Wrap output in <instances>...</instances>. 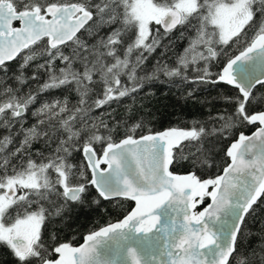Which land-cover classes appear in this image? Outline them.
I'll use <instances>...</instances> for the list:
<instances>
[{"label": "trees", "instance_id": "trees-1", "mask_svg": "<svg viewBox=\"0 0 264 264\" xmlns=\"http://www.w3.org/2000/svg\"><path fill=\"white\" fill-rule=\"evenodd\" d=\"M2 1L10 2L17 12L39 9L42 14L51 6L82 5L92 19L89 0ZM148 1L169 11L181 0ZM235 1L196 0L195 10L176 29L164 32L151 23L140 44L136 42L139 21L133 15L136 0H100L96 15L115 29V44L101 43L97 24L88 22L64 46L50 49L44 39L23 51L7 69L0 67V109L8 106L0 115V186L31 168L44 169L47 176V184L25 191V197L3 214V222L9 224L40 213L37 243L30 246V255L21 257L0 240V264L54 262L47 259L44 247H51L52 233L69 242L60 247H77L94 229L120 224L131 212L133 202L104 201L93 189L82 156L87 147L100 158L107 146L124 139L181 130L187 135L172 152L170 173L193 175L199 182L215 185L229 164L232 143L258 128L246 112H264V85L244 99L221 83L226 64L264 34V0H247L249 20L228 42H218V30L211 24L214 6ZM20 107L24 112L18 115ZM62 180L65 188L82 189L79 201L62 202L64 192L56 190L57 185L65 189ZM205 200L209 203V194L196 200V215L206 207ZM243 221L239 243L248 256L260 251L256 246L264 237V200ZM255 260L260 264L258 257Z\"/></svg>", "mask_w": 264, "mask_h": 264}, {"label": "water", "instance_id": "water-1", "mask_svg": "<svg viewBox=\"0 0 264 264\" xmlns=\"http://www.w3.org/2000/svg\"><path fill=\"white\" fill-rule=\"evenodd\" d=\"M90 19L82 5L51 6L41 14L39 9L17 12L10 2H0V67L44 39L50 49L64 46ZM181 22V13L173 8L159 24L164 32H170ZM225 69L231 73V82L225 83L239 89L244 99L264 85V34ZM7 109L2 107L0 115ZM23 112L20 107L17 114ZM250 121L259 124L258 128L232 143L229 164L214 186L193 175L170 173L172 152L187 135L181 130L124 139L107 146L100 158L90 147L85 148L82 156L96 193L104 201H131L133 208L119 224L122 227L102 228L99 231L108 230L105 236L95 232L91 234L95 241L86 236L77 247L63 245L58 249L60 258L45 264L78 261L86 246L91 249L88 256L93 264H132L133 260L137 264H227L245 213L264 193V112ZM73 189L82 193L79 187L67 188L64 196L69 202ZM207 194L208 205L196 215V200ZM5 195L13 200L14 187ZM11 247L18 255L32 252L29 242L21 239L13 240Z\"/></svg>", "mask_w": 264, "mask_h": 264}, {"label": "rangeland", "instance_id": "rangeland-1", "mask_svg": "<svg viewBox=\"0 0 264 264\" xmlns=\"http://www.w3.org/2000/svg\"><path fill=\"white\" fill-rule=\"evenodd\" d=\"M195 6L196 0H181L174 8L182 14L183 18H186L195 10ZM246 6L247 0H237L231 5L218 4L214 6L211 24L218 30L219 43H226L239 34L243 25L250 18L247 12L244 11ZM169 11L153 6L148 0H136L133 6V15L139 21V41H142L140 44L145 42L151 23L159 24L164 14ZM46 177L44 169L31 168L0 186V189H2L0 191V221H2L0 222V240L11 245L13 240L21 239L28 241L31 247L35 246L39 238L43 220L42 215L40 213L27 214L20 219L5 224L3 214L24 198V196H20L18 190L23 191V194H25V191L38 189L40 186L47 184ZM64 183L65 181L62 180V185L65 188ZM10 186H13L15 190L13 200H9L5 195ZM20 256L23 257V255Z\"/></svg>", "mask_w": 264, "mask_h": 264}, {"label": "snow or ice", "instance_id": "snow-or-ice-1", "mask_svg": "<svg viewBox=\"0 0 264 264\" xmlns=\"http://www.w3.org/2000/svg\"><path fill=\"white\" fill-rule=\"evenodd\" d=\"M100 0H89V4H90V11L92 12V19L91 21H89V24H97V27L99 29V31L96 34V38L98 40L101 41V43L105 42V41H110L113 44L116 43V41H114L112 39L113 37V31H115V29H111L110 25L104 24L102 19L100 17H97L96 15V9H95V5L99 4ZM99 21V23H98ZM18 24L17 21L13 22V25L16 26ZM154 31H160L159 26L157 25L156 28L154 29ZM123 39H120V43H123ZM137 43H141L142 41H136ZM128 47L131 46V42H129V44L127 45ZM62 50V49H61ZM103 50V49H102ZM55 53L53 52V55ZM243 58V57H241ZM11 61L5 62L4 68L7 69L9 64ZM61 71L63 70V68L60 69ZM216 76L219 77L220 73L217 72ZM231 82V73L229 69H225L224 70V80L221 82ZM262 84H264V82H261ZM49 91H58V88H49ZM237 91H239V89H237ZM123 95V94H122ZM245 107L247 108V104L245 105ZM63 111V109H62ZM246 115L248 116H255L256 112L255 111H248L246 112ZM246 123H251V122H246ZM257 127L259 126V124L256 125ZM262 131H264V129H261ZM225 153L226 155H228L227 149H225ZM41 159H43V156L41 157ZM71 159V158H70ZM36 163H40V160H37ZM57 192H65V189L61 188L59 185H57ZM0 191H2V189H0ZM73 194L70 197V200L72 202H76L79 201L81 199V193H79L78 190L73 189ZM260 200H264V193H262ZM260 200H257L256 203H260ZM63 203H68V199H65L64 201H62ZM204 205L207 206L208 205V200H205ZM255 205H253L252 208L248 209V212L245 213V219L247 217V215L253 211ZM96 210V209H93ZM13 210L10 209L9 213H11ZM80 211H84V208L81 207ZM17 215H19V211H17ZM2 222V221H0ZM243 223L244 221H241V227H243ZM117 227H122V225L117 224ZM261 228L264 229V223L261 224ZM95 232H97L98 236H105L106 232L108 231L107 229H105L104 231H99V230H93ZM251 233H249L250 235ZM259 235V233H257ZM241 236V232L239 230H237L236 232V239L234 240L233 244H232V254L229 256V262L231 264L232 261L236 260L237 264H244V260L249 259L250 257L253 258L251 261V264H256V260L255 258L258 257L260 264H264V237L261 238V242L256 246L258 249H260V251H251L249 253L248 256H245L242 252V246L239 243V239ZM51 240V247H48L47 245H44L45 248H47V252H48V256L47 259L51 260V261H56L60 258V253L58 251L60 244H68V241H59L56 234L52 233L51 236L49 237ZM87 238L90 241H95L96 237H93L91 235V233L87 234ZM44 236H43V231L41 232V241H43ZM95 246V244H93V247ZM91 251L90 248H87L86 246V251L84 253V255L81 257L80 260H75L73 259L72 261H70V264H93V261L90 259V257L88 256V253ZM38 261L40 259L39 254H37V256L35 257ZM239 258V259H238ZM132 264H137V261L133 260Z\"/></svg>", "mask_w": 264, "mask_h": 264}, {"label": "flooded vegetation", "instance_id": "flooded-vegetation-1", "mask_svg": "<svg viewBox=\"0 0 264 264\" xmlns=\"http://www.w3.org/2000/svg\"><path fill=\"white\" fill-rule=\"evenodd\" d=\"M244 11L247 12V11H246V7H245ZM41 14H42V13H41ZM15 188H16V187H15ZM18 192L20 193V196H24V197H25V194H23V191H19V190H18Z\"/></svg>", "mask_w": 264, "mask_h": 264}]
</instances>
